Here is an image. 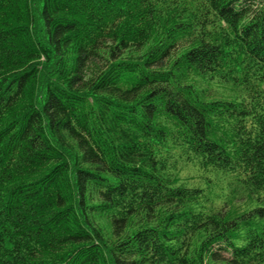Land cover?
Listing matches in <instances>:
<instances>
[{
    "label": "trees",
    "instance_id": "16d2710c",
    "mask_svg": "<svg viewBox=\"0 0 264 264\" xmlns=\"http://www.w3.org/2000/svg\"><path fill=\"white\" fill-rule=\"evenodd\" d=\"M0 264H264V0H0Z\"/></svg>",
    "mask_w": 264,
    "mask_h": 264
},
{
    "label": "rangeland",
    "instance_id": "374dc122",
    "mask_svg": "<svg viewBox=\"0 0 264 264\" xmlns=\"http://www.w3.org/2000/svg\"><path fill=\"white\" fill-rule=\"evenodd\" d=\"M220 94H221V97H224L226 99H233L237 95L235 92H232V91H229V90H222ZM196 174L197 173L191 172L189 175L197 176ZM214 192H215V188H214ZM217 192H219V190H217ZM222 192L223 191L220 190L219 193H221V194H219V195H223L226 191H224L223 193Z\"/></svg>",
    "mask_w": 264,
    "mask_h": 264
}]
</instances>
